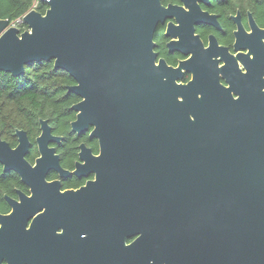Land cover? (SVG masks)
<instances>
[{
  "label": "water",
  "instance_id": "95a60500",
  "mask_svg": "<svg viewBox=\"0 0 264 264\" xmlns=\"http://www.w3.org/2000/svg\"><path fill=\"white\" fill-rule=\"evenodd\" d=\"M38 1L44 13L31 8L16 22L0 18V71L17 76L53 61L75 81L68 92L80 101L71 107V130L91 127L100 144L98 157L83 158L80 146L86 164L77 170L95 172L92 184L110 187L117 205H145L148 235L160 237L170 264H264V79L243 80L235 98L206 49L199 53L207 56L205 68L186 84L178 80L192 58L177 68L156 64L153 35L167 18L189 34L195 24L218 26L197 4L206 0H182L187 11L161 0ZM19 22L27 29L20 32ZM251 26L263 45L264 30ZM172 27L167 36L175 35ZM15 135V147L0 136L4 171L36 187L51 168L66 173L49 146L61 137L47 120H40L34 164L26 159V131ZM17 193L25 203L6 196L13 210L0 213V264L13 250L15 220L25 227L32 209Z\"/></svg>",
  "mask_w": 264,
  "mask_h": 264
},
{
  "label": "flooded vegetation",
  "instance_id": "af4514ba",
  "mask_svg": "<svg viewBox=\"0 0 264 264\" xmlns=\"http://www.w3.org/2000/svg\"><path fill=\"white\" fill-rule=\"evenodd\" d=\"M161 3L188 10L182 0L165 3L161 0ZM197 4L216 17L218 26L195 24L193 33L189 34L187 25L167 18L157 25L153 35L156 64L162 59L177 68L181 62L192 58L190 70L182 68V78L178 80L186 84L192 80L193 72L202 69L203 63L205 68L207 56L199 53L206 49L220 69V84L230 88L236 98L234 91L239 90L243 80L258 79L260 74L264 79V38L263 45L257 44L251 26L253 23L264 30V0H206ZM220 7H223L221 13L215 11ZM171 22L173 37L166 35ZM239 27L243 33L237 36ZM172 41L175 50L169 49ZM91 130L90 127L80 134L71 130L75 136L70 139L76 144L68 147L63 143L66 139L54 134L51 127L52 134L61 139L49 146L55 149L59 165L66 173L60 174L51 168L45 174V183L39 187L27 186L21 181L23 187L15 188L14 195H4L9 209L1 214L8 215L13 210L6 196L18 204L25 203L21 202L17 191L30 199L28 204L32 209L25 227H20L19 218L15 220L13 250L2 257L1 264H170L164 256L167 247L160 237L148 235L145 205L142 202L117 205L110 187L92 184L96 181L95 172L86 168L77 170L78 164H86L80 159L81 145L86 148L83 158L100 155L99 139L90 136ZM85 133H88L86 139L79 138ZM35 144L37 156L33 162L27 159L32 144L26 155L31 164L39 156L36 139ZM73 149L75 153L71 157L69 151ZM117 206L124 208L117 209Z\"/></svg>",
  "mask_w": 264,
  "mask_h": 264
},
{
  "label": "trees",
  "instance_id": "16d2710c",
  "mask_svg": "<svg viewBox=\"0 0 264 264\" xmlns=\"http://www.w3.org/2000/svg\"><path fill=\"white\" fill-rule=\"evenodd\" d=\"M37 1V2H36ZM168 0H163L165 3ZM44 13L47 6L38 0H0V18L16 22L33 8ZM223 7L215 9L221 13ZM224 21V18L222 19ZM20 32L27 29L22 22L17 23ZM75 81L64 71L55 70L53 61L36 62L27 66L20 75L0 71V136L12 147L17 144L16 129H23L32 144L27 159L33 162L37 156L35 139L40 134V120H47L53 133L66 139L64 145L73 146L70 137V123L76 113L71 109L78 96L68 93V86ZM88 133L79 138L86 139ZM69 139V140H68ZM67 152V151H65ZM74 157L75 150H70ZM19 176L13 171H4L0 164V212H7L9 207L4 195H14L15 188H22Z\"/></svg>",
  "mask_w": 264,
  "mask_h": 264
},
{
  "label": "built area",
  "instance_id": "2783aa9c",
  "mask_svg": "<svg viewBox=\"0 0 264 264\" xmlns=\"http://www.w3.org/2000/svg\"><path fill=\"white\" fill-rule=\"evenodd\" d=\"M37 2V1H36ZM36 2H35V4L33 5V8H35L36 7Z\"/></svg>",
  "mask_w": 264,
  "mask_h": 264
}]
</instances>
